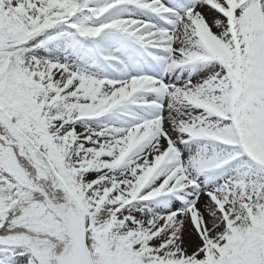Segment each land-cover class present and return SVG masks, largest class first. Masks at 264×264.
Listing matches in <instances>:
<instances>
[{"label": "snow or ice", "instance_id": "1", "mask_svg": "<svg viewBox=\"0 0 264 264\" xmlns=\"http://www.w3.org/2000/svg\"><path fill=\"white\" fill-rule=\"evenodd\" d=\"M0 264H264V0H0Z\"/></svg>", "mask_w": 264, "mask_h": 264}]
</instances>
